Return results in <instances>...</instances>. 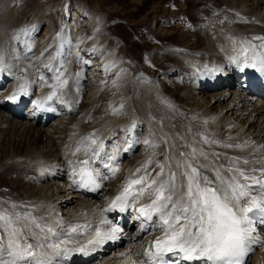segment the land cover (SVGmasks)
<instances>
[{"label":"bare ground","instance_id":"obj_1","mask_svg":"<svg viewBox=\"0 0 264 264\" xmlns=\"http://www.w3.org/2000/svg\"><path fill=\"white\" fill-rule=\"evenodd\" d=\"M124 2L0 0V45L7 46L5 41L14 29L37 24L38 30L29 41L34 48L28 55L37 67H41L54 46L48 49L43 60L38 61L36 57L52 44L62 26H66L64 33L74 45L73 52L80 51L82 59L90 61L68 65L72 72L84 73L80 80V95L77 96L73 88L65 96L69 102L80 100L71 110L66 105L50 102L55 111L34 112L32 100L40 99L50 91L42 89L39 83L21 101H6L5 97L18 82L13 76L0 73V207L11 210V204L5 201L17 202L18 206L24 203L52 205L65 219H71L81 209L102 207L116 193L129 170H134L151 154L146 151L143 141L153 131L159 138L161 118L165 132L173 136L180 133L188 142L195 138L198 142L195 146H203L209 152L248 156L252 148L240 150L226 149L220 144L201 145L197 133L232 144L264 145V85L260 83L256 89L242 88L236 79L238 68L227 63L232 45L225 39L227 36L264 35V0H198L195 11L189 10L185 1L178 0L174 10L168 13L159 11L160 5L153 2L148 11L139 15L141 22H135L134 17L137 12L142 13L147 0H127V5ZM194 14L199 15L197 24L189 20ZM172 15L174 21H171ZM148 20H151L149 29L145 27ZM137 24L141 28L134 26ZM116 34L118 42L114 39ZM175 36L176 41L172 40ZM79 40L82 42L78 43ZM117 44L121 46L118 48ZM93 45L99 49L94 53L88 51ZM18 48L23 55V45ZM222 48L228 51H222ZM138 51L142 52L140 59L135 58ZM171 58L173 64L165 63ZM108 61H115V67L108 72L98 69ZM193 64L200 68L219 67L221 71L193 77ZM18 69L19 65L13 71L18 72ZM121 69L125 71L117 78L115 74ZM41 71L51 83V73L43 68ZM113 80L118 81L119 89L112 86ZM34 87L37 88L35 91ZM162 100L169 101L174 107H167ZM122 102L124 114H106L109 106L119 107ZM151 116L156 117V122L150 120ZM133 119L138 127L131 136L140 143L134 145L131 152L122 154V171L118 177L106 181L96 192L69 189L71 167L66 160L72 157H65L64 151L70 134L78 131L83 135L94 128L103 130L106 125V135L113 130L116 133V138L105 142L110 150L111 144L122 143L124 133L121 130ZM74 125L78 127L74 128ZM182 143L176 141L177 154L181 150L188 151L181 148ZM156 151L163 153L164 148ZM253 154L264 155V150ZM162 158V155L157 156V159ZM41 161L56 167L41 177L35 163ZM218 163L227 161L222 156ZM46 212L44 209L39 214ZM135 216L131 208L123 213H109L108 218L124 230L121 240L109 242L87 257L75 253L79 258L73 262L69 259L67 264H119L122 258L118 253L129 247L133 251L142 250L160 232L153 229L141 232L140 221ZM256 227L257 233L264 230V225L259 223ZM256 249L257 246L252 254ZM251 256L246 259L247 264H264V253L257 251L249 260ZM180 258L171 256L170 264H181Z\"/></svg>","mask_w":264,"mask_h":264},{"label":"snow or ice","instance_id":"obj_2","mask_svg":"<svg viewBox=\"0 0 264 264\" xmlns=\"http://www.w3.org/2000/svg\"><path fill=\"white\" fill-rule=\"evenodd\" d=\"M64 27L53 37L52 44L36 57L38 61L43 60L48 49L54 46L41 67H37L28 55L34 48L29 41L38 30L37 24L14 29L5 41L7 46L0 45V73L11 75L18 82L5 97L6 101H21L39 83L42 89L50 91L42 98L32 100L34 112L55 111L50 102L66 105L70 110L79 105V99L69 102L65 96L73 88L76 95H80V80L84 73L72 72L68 65L90 61L83 60L80 51L73 52L74 45L65 35ZM225 39L232 45L231 54L227 56L229 65L236 66L240 72L254 69L264 74V35L227 36ZM19 45H23V55ZM98 50L95 45L88 49L93 53ZM18 65V72H14ZM114 67L115 61L106 62L105 72ZM191 67L193 77L221 71L219 67L200 68L195 64ZM41 68L51 73V83ZM123 71L115 74L117 78ZM112 86L120 87L117 80H113ZM162 103L174 107L169 101L162 100ZM124 108L123 102L119 107L109 106L106 114L119 116L124 114ZM150 120L156 122V117L151 116ZM158 123L159 138L153 131L143 141L146 151L151 154L134 170H129L116 193L102 207L81 209L71 219H65L52 205L24 203L18 206L17 202L5 201L11 204V210L0 207V264H67L75 253L87 257L107 243L121 240L124 230L109 219L108 214L123 213L129 208L136 213L141 232L153 229L160 235L142 250L133 251L129 247L118 253L122 258L119 264H170L169 255L180 256L185 264H246L255 246L262 242L256 225H264V155L253 153L264 150V145L232 144L197 133L201 145L220 144L226 149L240 150L252 148L248 156L209 152L203 146L196 147L195 138L188 142L180 133L173 136L165 132L163 118ZM137 127L138 123L133 119L121 130L124 133L122 143L111 144L110 150L105 142L116 138V133L113 130L106 135V125L103 130L94 128L83 135L73 131L64 151L65 157H72L66 160L71 167L69 189L96 192L106 181L117 178L122 171V154L131 152L134 145L140 143L131 136ZM188 132H192L191 126ZM176 141H182L181 148L188 151L181 150L177 154ZM161 147L164 151L158 153L156 149ZM158 155L163 158L157 159ZM222 156L227 163H218ZM35 163L41 177L56 167L42 161ZM44 209H47L46 214L40 215Z\"/></svg>","mask_w":264,"mask_h":264},{"label":"rangeland","instance_id":"obj_3","mask_svg":"<svg viewBox=\"0 0 264 264\" xmlns=\"http://www.w3.org/2000/svg\"><path fill=\"white\" fill-rule=\"evenodd\" d=\"M91 1H93V0H91ZM125 1V2H124ZM126 1L127 0H122V2H124V4L125 5H127L126 4ZM183 1H185V3H187V5H188V8H189V10H191V11H195L196 10V8H197V6H198V0H183ZM153 2H155V3H158L159 5H160V7H159V11H164V12H171V11H173L174 10V8H175V6L177 5L176 3L178 2V0H147V3H146V5L145 6H143L142 7V13L141 12H137V15L134 17V19H135V22H141V18H139V15L140 14H143V13H145L146 11H148L149 9H150V6L152 5V3ZM102 8V7H101ZM206 9L207 8H204V10L206 11ZM74 17V19H76V17H77V15L76 14H74L73 15ZM198 14H194V15H192V16H190L189 17V20H190V22L191 23H193V24H197V23H199L198 22ZM173 18H174V15H172V20L171 21H174L173 20ZM141 19V20H140ZM173 24H175L174 22H172ZM172 24V25H173ZM134 26H136L137 28H141L140 26H139V24H137V25H134ZM145 27H147V29H149V27H151V20H148V23H146V25H145ZM142 29H144V28H142ZM118 38V36H117V34L114 36V39H115V41L116 42H118L117 39ZM176 38V39H175ZM172 40H174V41H176V40H178L177 39V36H175V37H173L172 38ZM117 46H118V48L121 46L120 44H117ZM132 58H134L133 56H132ZM135 58H142V52L140 53L139 51L136 53V55H135ZM173 62H174V60L171 58V59H168V60H166L165 61V63H168V64H173ZM37 88L36 87H34V91L36 90ZM97 113H99L100 111H97V109L95 110ZM259 233V232H258ZM259 235L261 236V238H262V242L257 246V249L255 250V252L252 254L251 253V257L249 258V260L250 259H252V258H254V256L257 254V251H258V254H262V253H264V230H262L260 233H259ZM249 260H248V262H249ZM247 264V263H246Z\"/></svg>","mask_w":264,"mask_h":264}]
</instances>
